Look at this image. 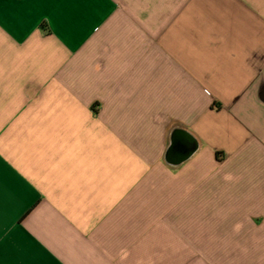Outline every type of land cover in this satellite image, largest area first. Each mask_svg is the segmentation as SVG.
<instances>
[{"label":"crops","instance_id":"0c3cea01","mask_svg":"<svg viewBox=\"0 0 264 264\" xmlns=\"http://www.w3.org/2000/svg\"><path fill=\"white\" fill-rule=\"evenodd\" d=\"M0 264H264V0H0Z\"/></svg>","mask_w":264,"mask_h":264}]
</instances>
